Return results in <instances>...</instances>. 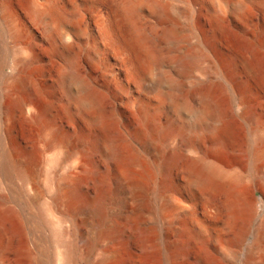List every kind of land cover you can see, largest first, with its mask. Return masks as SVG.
Listing matches in <instances>:
<instances>
[{
    "label": "bare ground",
    "instance_id": "6f19581e",
    "mask_svg": "<svg viewBox=\"0 0 264 264\" xmlns=\"http://www.w3.org/2000/svg\"><path fill=\"white\" fill-rule=\"evenodd\" d=\"M151 1L159 21L170 17V5ZM58 4L26 10L42 33L49 31L47 22L58 21L50 42L60 61L36 54L32 44L26 57L10 62L9 71L8 63L0 61V264H17V258L23 264H206L201 250L215 253L240 245L247 224L264 207V195L246 197L245 175L230 168L243 160L232 148L220 92L236 96L238 110L249 104L250 87L235 71L239 63L248 71L255 67L264 80V38L258 30L249 29L258 34L250 46L252 65L218 47L220 17L208 6L214 28L202 32L201 42L210 45L220 80L214 82L203 68L192 76V88L182 92L183 80L201 66L199 55H180L178 77L160 76L152 85L159 90L165 84L177 116L161 123L156 121L159 107L144 99L132 101L120 88L108 89L116 71L100 78L81 71L78 51L70 49L79 50L83 43V13L75 8L64 12ZM229 6L238 14L249 10L245 0ZM124 9L132 19L137 4L127 0ZM16 15L13 0H0V20L8 21L14 37L18 31L11 20ZM98 15L102 18V12ZM101 27L119 57L127 54L119 63L126 76L139 82L127 45L111 27ZM164 31L170 40L177 33L171 27ZM138 33L137 41L146 42ZM149 51L151 64L161 66L160 55ZM95 52L85 55L91 67L100 63ZM238 110L232 112L243 116ZM186 112L192 113L190 119ZM22 120L34 128L31 139L20 131ZM255 131L257 142L247 151L251 177L264 167V125ZM255 226V249L261 255L264 215Z\"/></svg>",
    "mask_w": 264,
    "mask_h": 264
},
{
    "label": "rangeland",
    "instance_id": "374dc122",
    "mask_svg": "<svg viewBox=\"0 0 264 264\" xmlns=\"http://www.w3.org/2000/svg\"><path fill=\"white\" fill-rule=\"evenodd\" d=\"M54 1L56 0H13L15 8H18L20 12V16L16 15L11 20L13 26L18 29H15L16 32L18 31V37L11 36L9 23H7L8 21L6 19L0 20V61L8 63V65L6 64L7 71L10 70L8 66L13 59L16 57H26L30 53L26 48L31 44L30 47L35 46L33 47V51L36 50V54H40L43 58H53L56 61H60L59 57L51 50V40L58 33V21L53 20L47 22L49 31H43L42 33L41 29L39 30L34 24L33 16L27 13L30 5L41 10L47 8ZM57 1L59 2L58 5H60L59 8L64 12L71 13L75 8L81 14L83 13L84 17L81 19V26L84 30L83 43L80 45L79 50H77L78 46H75V48L73 46L70 49L72 51H78L79 68H82L81 71L85 72V74L92 75L93 78H100L104 72L116 71L118 74L111 77L108 83V89L111 91L115 88H120V92L132 101L136 99L141 101V99H144L152 106L159 107L156 112V121L160 120L161 123H166L169 118L176 119L177 116L174 110L170 108V98H168L169 95L167 94L165 84L163 83V86L159 90L153 86L160 76H164L165 78L168 76L170 78L175 77L174 79L178 77L175 63L180 55H199V64L201 66V69H196L191 76L183 80L184 86L182 92H186L192 88L194 80L192 76L199 75L203 68L211 73L214 82L220 80V75L217 72L218 69L215 68L213 51L208 43L203 44L201 42V39L204 41L203 37L205 36L202 32H206L209 29L208 32H210L214 28V23L210 17L212 8H215L213 11L217 12L220 17L216 36L218 47L221 46L220 48L236 56L246 57L245 59L254 65L255 59L253 57L254 54H252L251 41L258 39V34L264 38V11L261 8V3L264 0H245L249 7V10L245 14H238L230 9L229 5L237 3L240 0H161L162 3L170 5L171 10L170 17H167L164 21L157 19L151 9L153 2L151 0H130L137 4V12L132 19L125 14L124 7L127 0ZM208 6L212 8H208ZM100 12H102V18L98 15ZM102 25L111 27L114 36L118 40L120 39L119 41L121 43L124 42L123 44L127 45V50L129 49L132 53L130 63L132 61L131 65L136 69L138 68L140 72L139 82L138 80L137 82L133 81L126 76L125 68L121 67L119 63H121V59H124L127 54L124 55L125 57L123 55V57H119L116 53L115 43L102 31L105 28L101 27ZM168 27L175 28L177 32L174 36L177 38L171 39L172 41L164 33V30ZM252 27L258 30L257 35L250 33L249 29ZM100 31L101 33L104 32L103 34L105 35L102 36ZM138 32H142L141 34L147 39L146 42L142 43L137 41L136 37L139 35ZM150 49H155L162 58L163 64L161 66L151 64L152 59L150 57L152 55H150ZM88 51H97L95 55L100 59L98 66L91 67L89 65L90 63L85 58ZM236 67V73H239V77L245 80L250 87L251 98H249L250 102L245 108L238 110L236 96L226 89L220 92V96L224 100L225 109L228 111L229 124L232 131V148L235 149L236 152H234L243 160L242 162L233 161L234 163H231L230 168L239 174L245 175L248 180L253 178L252 182H248L243 176L246 180L245 184L248 185L246 188L245 185H242L245 188L242 189L246 190L244 193L245 196L247 193L246 197L249 199L252 195L260 198L264 195V182L259 184V181H262L264 178V167L262 168L263 171L257 174L256 177H251L249 175L250 158L248 155L249 152L247 151L257 142L258 134L255 133V127L258 124L264 125V80H261L263 78H261L259 71L255 67H253L254 69L252 68L253 70L251 69L252 72L251 70H245L241 63L237 64ZM144 85L153 86L151 89L144 90V87L142 88ZM108 105H111L110 102H108ZM234 110L236 114L237 110L241 111L240 113L243 112V116L235 115L232 112ZM188 112L185 114V119L192 117V113ZM18 124L20 131L22 132L23 130L22 134L24 136L26 135L28 139L34 136V128L28 122L22 120ZM260 161L264 163V158H261ZM258 210L256 217L252 218L249 224H247V233L240 242V245L234 247L235 249H223L215 253H207V251L201 250V256L205 259L206 264H262L264 262V254L260 255V252H256L255 249L259 244L254 231L256 227L255 222L257 218L264 215V207H258ZM259 256L260 258H258ZM190 257L192 255L188 258ZM14 262L17 264L24 263L21 258L14 259Z\"/></svg>",
    "mask_w": 264,
    "mask_h": 264
}]
</instances>
